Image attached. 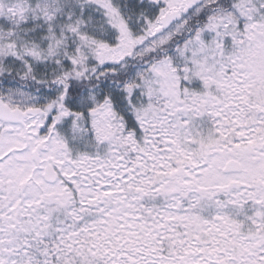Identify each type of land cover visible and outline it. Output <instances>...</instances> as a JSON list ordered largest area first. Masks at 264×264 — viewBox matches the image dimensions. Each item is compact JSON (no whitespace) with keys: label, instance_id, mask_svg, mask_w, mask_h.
I'll list each match as a JSON object with an SVG mask.
<instances>
[{"label":"snow or ice","instance_id":"6c2138e0","mask_svg":"<svg viewBox=\"0 0 264 264\" xmlns=\"http://www.w3.org/2000/svg\"><path fill=\"white\" fill-rule=\"evenodd\" d=\"M0 264H264V0H0Z\"/></svg>","mask_w":264,"mask_h":264}]
</instances>
